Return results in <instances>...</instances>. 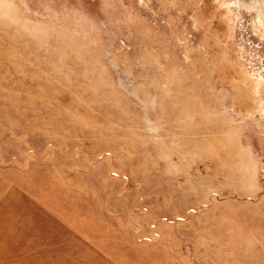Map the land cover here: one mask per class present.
Masks as SVG:
<instances>
[{
	"label": "rangeland",
	"instance_id": "374dc122",
	"mask_svg": "<svg viewBox=\"0 0 264 264\" xmlns=\"http://www.w3.org/2000/svg\"><path fill=\"white\" fill-rule=\"evenodd\" d=\"M0 264H264V0H0Z\"/></svg>",
	"mask_w": 264,
	"mask_h": 264
},
{
	"label": "bare ground",
	"instance_id": "6f19581e",
	"mask_svg": "<svg viewBox=\"0 0 264 264\" xmlns=\"http://www.w3.org/2000/svg\"><path fill=\"white\" fill-rule=\"evenodd\" d=\"M244 2H247V0H244ZM252 5V4H251Z\"/></svg>",
	"mask_w": 264,
	"mask_h": 264
}]
</instances>
